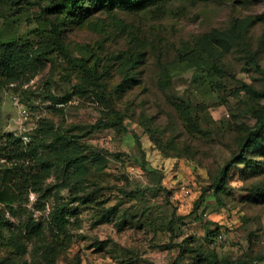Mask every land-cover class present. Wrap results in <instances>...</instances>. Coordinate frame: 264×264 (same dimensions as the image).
Here are the masks:
<instances>
[{
    "label": "rangeland",
    "instance_id": "rangeland-1",
    "mask_svg": "<svg viewBox=\"0 0 264 264\" xmlns=\"http://www.w3.org/2000/svg\"><path fill=\"white\" fill-rule=\"evenodd\" d=\"M62 1L0 0V40L25 39L35 59L14 82L0 79V134L52 123L69 134L86 174L61 187L67 172L55 170L44 210L30 195L29 214L45 225L38 238L22 237V219L0 203L8 219L0 222V264H217L212 254L264 255V136L218 197L212 187L255 124L251 109L264 106V0H169L75 19L57 9L43 16L29 3ZM46 18L73 53L98 58L105 91L83 90ZM195 55L207 58L203 66L191 65ZM107 95L125 129L113 123ZM57 205L67 212L63 233L50 225Z\"/></svg>",
    "mask_w": 264,
    "mask_h": 264
},
{
    "label": "trees",
    "instance_id": "trees-1",
    "mask_svg": "<svg viewBox=\"0 0 264 264\" xmlns=\"http://www.w3.org/2000/svg\"><path fill=\"white\" fill-rule=\"evenodd\" d=\"M88 1V2H87ZM169 0H63L54 6H42L40 3L29 2L32 6L41 9V15L47 12H63L71 16V19L85 18L94 9H127L141 11L151 6L160 7ZM51 26V38L53 45L66 59L69 67L75 69L81 78L83 90L93 89L106 90V83L98 68V58L92 51L80 55L72 52L66 44L62 27L52 19L46 18ZM0 79L14 82L22 73L29 71L35 62L32 46L25 39L10 37L0 40ZM198 53V52H197ZM199 54V53H198ZM207 58L195 55L193 66H203ZM190 63V62H188ZM108 96V95H107ZM109 100V96L107 97ZM108 111L112 114L113 123L121 129L124 116L120 109L112 105L109 100ZM256 122L248 134L241 140L239 153L236 152L218 174L214 187V193L218 197L221 191L227 188L229 173L238 162L247 163L248 152L259 149L261 142L257 137L264 136V106L251 109ZM52 123L43 122L31 133L16 134L14 132H3L0 134V203L14 217L22 219L19 233L27 239L38 238L43 235L45 225L37 221L33 214H29L28 204L30 195L35 194L37 199L34 205H39L38 210H44L52 190L47 187V181L55 170L67 172V184L61 187H69L72 181L86 174V168L77 154L68 148L69 134L65 130L54 131ZM28 137V140L24 139ZM203 194L196 203V208L206 203ZM67 212L65 206L57 205L52 212L51 227L58 233H63L67 227ZM185 216H179L178 221L183 223ZM5 218L0 214V222ZM200 219V218H197ZM8 219L4 220V223ZM176 222H170V229H175ZM211 261L217 264H264V255L253 256L245 254L237 258L221 257L212 254ZM16 264H26L17 262Z\"/></svg>",
    "mask_w": 264,
    "mask_h": 264
},
{
    "label": "built area",
    "instance_id": "built-area-1",
    "mask_svg": "<svg viewBox=\"0 0 264 264\" xmlns=\"http://www.w3.org/2000/svg\"><path fill=\"white\" fill-rule=\"evenodd\" d=\"M24 112H25V110H24ZM25 113H26V112H25ZM24 139H25V140H28V137H27V136H24Z\"/></svg>",
    "mask_w": 264,
    "mask_h": 264
}]
</instances>
